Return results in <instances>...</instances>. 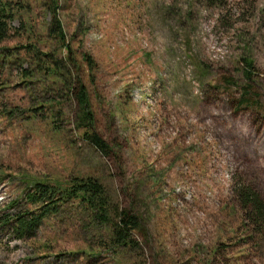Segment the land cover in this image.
<instances>
[{
  "label": "rangeland",
  "instance_id": "374dc122",
  "mask_svg": "<svg viewBox=\"0 0 264 264\" xmlns=\"http://www.w3.org/2000/svg\"><path fill=\"white\" fill-rule=\"evenodd\" d=\"M8 1L22 29L0 45V264H264V239L247 238L233 194L242 181L264 199V0ZM54 5L71 59L49 34ZM28 45L83 79L105 151L85 138L71 83ZM243 58L260 95L248 105ZM86 175L141 217V253L108 251L106 230L73 211L26 241L2 224L23 202L21 177Z\"/></svg>",
  "mask_w": 264,
  "mask_h": 264
},
{
  "label": "trees",
  "instance_id": "16d2710c",
  "mask_svg": "<svg viewBox=\"0 0 264 264\" xmlns=\"http://www.w3.org/2000/svg\"><path fill=\"white\" fill-rule=\"evenodd\" d=\"M11 2L0 0V45L8 41L21 28L13 26L16 9L21 10V7H15ZM50 10L52 23L49 34L60 38L69 50L68 59H71L72 49L70 43L66 41V32L58 17L57 5H54ZM22 48H26L32 54L35 53L33 56L38 60L39 67L51 78H61L65 84L71 83L68 90L74 92V96L81 105L80 119L82 118L84 124L81 127L84 128V136L97 148L105 151L108 144L96 130L89 90L83 79H73L72 71L66 68L62 59L61 61L54 59L50 53L39 54V51L34 50L33 45ZM83 59L88 68L93 70L95 63L91 55L87 53L83 55ZM64 60L67 61V59ZM243 61L246 68L244 69L245 82L242 85L244 94L240 104L248 105L250 100L254 97L258 98L260 95L255 92L253 84L250 83L254 76V63L246 58H243ZM21 76L27 78L31 76V73L27 68H22ZM233 82V79L227 81L229 84H233ZM21 178L27 184L23 202L19 205V199L15 200L10 207H16V212L5 214L2 221L3 225H10L16 239L26 241L34 238L48 219H57L65 224L67 219L63 217V214L73 211L75 217L77 214L89 219L87 229L92 227L99 232L106 230L107 233H102L104 236L100 242L102 247L108 251L122 250V254L126 251L141 253L140 242L136 238L137 233L144 232L141 217L132 210L115 204L105 184L95 176H72L64 181L60 179L45 181L43 178L36 179L29 176ZM233 194L243 212L244 225L248 228L247 238L254 244L256 238L264 239V199L260 192L252 184L240 181L233 183ZM74 224L76 225L75 222ZM222 246L226 245L217 247V256L220 251L224 250ZM183 264H191V262L186 261Z\"/></svg>",
  "mask_w": 264,
  "mask_h": 264
}]
</instances>
